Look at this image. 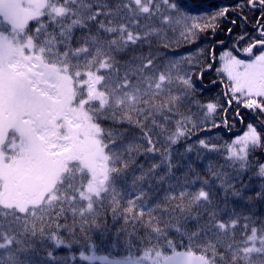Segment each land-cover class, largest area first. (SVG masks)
<instances>
[{
	"label": "snow or ice",
	"instance_id": "1",
	"mask_svg": "<svg viewBox=\"0 0 264 264\" xmlns=\"http://www.w3.org/2000/svg\"><path fill=\"white\" fill-rule=\"evenodd\" d=\"M243 9L258 14L254 35L238 38L250 41L242 49L249 58L225 51L216 71L227 79L229 106L264 114V0H241L211 16L192 15L178 0H0V264H39L30 254L45 241L71 248L79 241H66L61 231L74 236L78 227L86 237L105 208L132 228L129 236L138 227L145 234L136 237V251L129 240L120 258L98 255L86 242L79 259L88 264H264V219L229 207L227 197L245 198L246 186L238 188L224 166L209 161L202 176L189 163L162 200H152L158 191L152 181L175 176L172 146L197 127L195 114L181 106L194 104L206 116L219 107L194 99L193 74L182 68L194 55L159 64L152 41L179 29L194 42L219 18ZM198 145L223 151L239 174L264 150V121L261 130L247 124L223 146L203 139ZM256 168L264 178V163ZM246 199L264 200V184ZM68 214L72 223H61ZM46 255L56 264L77 259Z\"/></svg>",
	"mask_w": 264,
	"mask_h": 264
},
{
	"label": "trees",
	"instance_id": "2",
	"mask_svg": "<svg viewBox=\"0 0 264 264\" xmlns=\"http://www.w3.org/2000/svg\"><path fill=\"white\" fill-rule=\"evenodd\" d=\"M185 11L192 15H208L211 16L217 10L223 7L235 8L241 0H178ZM258 15L248 9L230 11L225 17L217 20V27L213 31L209 29L207 31L199 33L194 42L184 41L179 34V29L176 31L168 30L166 36L163 39L154 38L152 41V50L159 56L158 63L164 64L168 60L178 59L181 56L194 55L196 60L190 66L183 64L182 68L193 74V82L196 85V92L194 99L201 104L213 102L219 105L217 111L210 115H205L206 110L196 107L194 104H185L181 106L180 111L185 114H189V108L191 113H194L193 119L195 120L197 127L193 129L192 134L182 138L177 144L172 146L174 163H177V167L173 169L175 176L171 181L157 183L155 180L152 184L158 191L152 197L153 201L162 200L168 189V183H176V179H182V174L186 171V165L191 163L193 167L202 176H207V164L211 161L215 166H224L223 170L228 172L233 178L232 182L236 186L242 187L245 198L233 197L229 195L227 197V203L229 207H235L237 211L243 215H251L254 219H264V200L254 199L249 201L247 196H255L257 191H260L261 185L264 184V178L256 175V162L264 163V150H257L254 153L253 165L248 170L239 172L238 166L236 169L228 167L224 160L225 153H209L204 149H201L198 145V141L203 139L209 143L223 146L226 142L230 143L237 135H241L246 131L247 124L252 123L257 126L258 130H261V121H264V114L258 111L246 109L237 105L235 102L229 106L227 101L231 99V96L225 95V85L227 79L225 76L219 74L218 69L220 64V55L225 51H232L234 55L240 59H247V54L243 53L242 49L247 46L249 40H239L242 35L248 34L254 35L251 24L254 23V16ZM247 16L248 23H244L240 17ZM235 20L233 24L231 21ZM229 29L232 31L229 32ZM79 34V33H77ZM167 42L168 47H163V43ZM202 50V52L200 51ZM144 51H148L147 47ZM213 54L215 59L212 58ZM211 64L210 69L207 65ZM202 69L203 71L201 78ZM225 109L227 111L225 112ZM239 111L240 117H236V112ZM175 117L174 119H177ZM227 119V127H225L224 120ZM215 125V126H214ZM168 127L174 130V125L169 124ZM191 127V126H189ZM162 140V138H161ZM188 145H195L192 152H185V148ZM197 151H199L201 159H197ZM156 160L159 157H155ZM140 163H144L147 166L148 161L145 157L139 158ZM137 174H139L137 172ZM131 181V175L128 177ZM218 187V182H217ZM152 191V189H149ZM218 198L224 196V193L218 187ZM68 220H62L61 223L71 224V214H68ZM99 227L92 226L87 230V236L85 237L79 231L77 227L74 236L61 231L60 235L65 238L66 241H79L73 242L72 247L68 248L65 245L56 247L51 241H45L43 244H37L36 250L30 254V259L38 261L39 264H56V262L49 261L47 258V251H52L53 255L57 257H70L76 255L75 261L68 260V264H88L86 261L79 259V252L86 250V242L94 243L96 245L97 253L105 255H113L122 257L127 254L129 248V240L134 246L133 251H136L141 245L137 236H143L145 230L137 228L136 234L129 236L132 232L130 226H125L124 221L117 217L113 219L112 213L109 209L105 208L104 214L97 221ZM170 238L178 240V234L174 231L169 232ZM99 264V263H97Z\"/></svg>",
	"mask_w": 264,
	"mask_h": 264
},
{
	"label": "rangeland",
	"instance_id": "3",
	"mask_svg": "<svg viewBox=\"0 0 264 264\" xmlns=\"http://www.w3.org/2000/svg\"><path fill=\"white\" fill-rule=\"evenodd\" d=\"M246 58L248 59L249 57L248 56H246ZM98 255H105V254H102V253H97ZM110 257H115V258H120V257H117V256H113V255H110V254H108ZM97 263H99V262H97Z\"/></svg>",
	"mask_w": 264,
	"mask_h": 264
}]
</instances>
